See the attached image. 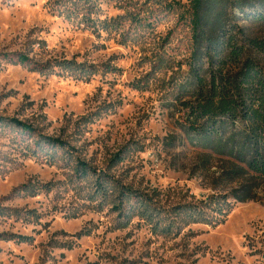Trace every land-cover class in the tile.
<instances>
[{"label":"rangeland","instance_id":"obj_1","mask_svg":"<svg viewBox=\"0 0 264 264\" xmlns=\"http://www.w3.org/2000/svg\"><path fill=\"white\" fill-rule=\"evenodd\" d=\"M186 4L0 0V117L32 121L166 206L217 193L175 103L190 67ZM13 137L0 131V264H264V202H237L222 224L180 236L138 219L121 228L115 204L71 177L74 164L25 156Z\"/></svg>","mask_w":264,"mask_h":264},{"label":"trees","instance_id":"obj_2","mask_svg":"<svg viewBox=\"0 0 264 264\" xmlns=\"http://www.w3.org/2000/svg\"><path fill=\"white\" fill-rule=\"evenodd\" d=\"M186 1L182 18L191 33L190 67L175 103L186 114L184 129L197 156L196 168L208 171L217 193L201 201L166 206L97 170L75 155L77 150L68 141L44 133L32 121L0 117V131L14 133L23 155L51 165L74 164L71 177L89 180L91 197L100 205L115 204L121 228L138 219L163 237L180 236L195 224L216 227L237 202H264V0ZM16 61L26 64L31 59L18 53ZM62 64L74 70V62ZM123 153L114 155L111 162L118 165L125 158ZM13 236L20 242L32 240Z\"/></svg>","mask_w":264,"mask_h":264}]
</instances>
